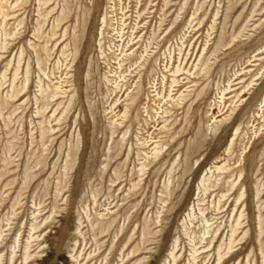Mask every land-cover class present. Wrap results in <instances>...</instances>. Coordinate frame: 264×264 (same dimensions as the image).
<instances>
[{"label": "rangeland", "instance_id": "obj_1", "mask_svg": "<svg viewBox=\"0 0 264 264\" xmlns=\"http://www.w3.org/2000/svg\"><path fill=\"white\" fill-rule=\"evenodd\" d=\"M50 4L0 0V264H264V0Z\"/></svg>", "mask_w": 264, "mask_h": 264}, {"label": "bare ground", "instance_id": "obj_2", "mask_svg": "<svg viewBox=\"0 0 264 264\" xmlns=\"http://www.w3.org/2000/svg\"><path fill=\"white\" fill-rule=\"evenodd\" d=\"M9 0H1V2H5V4H6V2H8ZM51 2H53V0H39V4H40V8H41V10H43L44 8H48V6H50L51 4ZM17 3V2H16ZM2 4V3H1ZM56 7V6H55ZM54 8V7H53ZM2 10H3V7L1 8ZM55 9L56 8H54L53 10H51L50 12L49 11H47V12H49V13H47L46 15H45V17H47L48 18V16H50L51 14H53V12L55 11ZM46 10V9H45ZM66 10V9H65ZM64 10H62V12H63ZM69 11V10H68ZM65 12H67V11H64L62 14H65ZM4 13V12H3ZM46 12L44 11L43 12V14H45ZM69 13V12H68ZM42 14V15H43ZM59 14V13H58ZM62 14H61V16H62ZM0 15H3V18H4V20H6L9 16H11V15H8V14H2V13H0ZM41 15V16H42ZM68 15H66L65 14V16L63 15V17H64V19H58L57 18V23L59 24V25H61V23L63 22V21H65L67 18ZM44 18V17H43ZM104 20V19H103ZM42 24V23H41ZM59 25H57V27L56 28H58L59 27ZM39 31V30H38ZM56 47V46H55ZM2 49V48H1ZM64 55H65V53H63ZM62 54V55H63ZM59 63V62H58ZM20 64H21V60L19 59L18 60V65H17V68H16V70H15V75H14V79H13V83L16 81V77H17V73L19 72V70H20ZM59 65V64H58ZM42 71V70H41ZM43 73H44V71H42ZM46 76V75H45ZM47 77V79H48V76H46ZM4 79H5V76H4ZM51 79V78H50ZM42 86V85H41ZM40 88H42V87H40ZM43 89V88H42ZM45 89V88H44ZM58 90H60L59 88H56L55 87V89L52 91V92H50L49 94H47V95H45L44 93L47 91V90H41V96H43V101H42V109H44L43 110V114H45V112L46 111H48V108L54 103V101H55V99L58 97V95H59V92H58ZM21 94H22V91H20V92H16V95H14V97H12L13 99H17V98H19L20 96H21ZM45 95V96H44ZM36 101H37V103L39 102V101H41V99H36ZM58 101V100H57ZM56 105V104H55ZM53 106V105H52ZM51 106V107H52ZM51 111V110H50ZM156 153H158V151L156 152ZM155 153V154H156ZM219 170V172H223L224 171V169L222 168V169H218ZM220 174V173H219ZM205 181H206V179H205ZM206 191V190H205ZM204 191V192H205ZM207 193V192H206ZM205 196V195H204ZM240 200V199H239ZM239 200H237V201H239ZM236 203V202H235ZM240 219V218H239ZM209 220H203V222L201 221V223H202V229H203V232H204V236L203 237H205V235L206 234H208L209 233V231H210V229H212L211 227H212V225L210 226L209 225ZM191 224H192V221H191ZM237 227L238 226H240V224L237 222ZM188 230V229H187ZM234 231L232 232V237H230L231 238V240H232V238H234L233 236L238 232V231H236L235 229H233ZM191 232V231H190ZM104 233V232H103ZM195 233V232H194ZM263 233H264V231L261 229V231H260V235H263ZM203 240V239H202ZM216 240V239H215ZM232 243H233V240H232ZM232 243H230V247L228 246V250H233L232 249V247H231V245H232ZM177 248V247H176ZM176 248L174 247V249H173V251H176ZM136 253V252H135ZM132 254H134V252L132 253ZM241 253L239 252L237 255H232V257H230V261H232L236 256H238V255H240ZM197 255H198V250L196 249V248H194L193 249V255H192V259H193V262L194 263H196V261H197V259H198V257H197ZM222 255H220V260L223 258V256L221 257ZM172 257H173V261H174V264L177 262V258L176 257H174V254H172Z\"/></svg>", "mask_w": 264, "mask_h": 264}]
</instances>
